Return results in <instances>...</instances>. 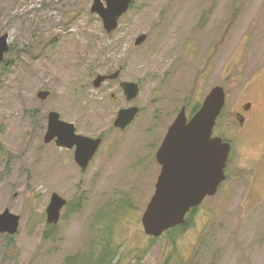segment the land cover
<instances>
[{"label":"rangeland","instance_id":"obj_1","mask_svg":"<svg viewBox=\"0 0 264 264\" xmlns=\"http://www.w3.org/2000/svg\"><path fill=\"white\" fill-rule=\"evenodd\" d=\"M92 1L0 0L12 48L0 66V213L20 217L15 235H0V264H69L93 225L109 228L119 264H264V153L236 162L240 143L264 146V0H134L110 34ZM116 70L118 80L93 88ZM121 81L139 86L131 103ZM216 86L226 95L220 126L245 105L252 120L237 140L224 135L231 153L216 195L185 227L151 238L141 217L160 173L155 154L181 108L190 118ZM130 107L138 115L114 133ZM52 111L78 134L102 136L85 171L71 151L44 144ZM53 193L67 202L55 227L45 222Z\"/></svg>","mask_w":264,"mask_h":264},{"label":"water","instance_id":"obj_2","mask_svg":"<svg viewBox=\"0 0 264 264\" xmlns=\"http://www.w3.org/2000/svg\"><path fill=\"white\" fill-rule=\"evenodd\" d=\"M133 0H93L90 13L102 22L107 34L118 27L119 19L128 12ZM9 36L0 35V64L9 52ZM147 39L145 34L134 40L140 46ZM120 71L109 75H97L92 86L98 89L104 82L119 78ZM120 89L127 102L137 98L139 86L134 82L121 81ZM50 93L40 91L36 97L45 100ZM225 105V92L216 86L210 90L199 109L188 119L182 108L167 129L156 154L155 160L160 167L154 193L141 217L145 235L159 238L167 231L185 222L191 209L199 207L205 198L213 197L226 179L225 167L230 153L228 143L219 138H211L215 120ZM137 107L121 109L113 120V127L124 130L138 115ZM56 140L59 148L73 149L74 162L85 171L98 150L101 139L89 138L75 133L72 123L64 122L57 112L47 115V128L44 143ZM67 202L56 193L50 197L45 210V222L55 227L60 220L62 209ZM20 217L4 210L0 213V235L13 236L17 233Z\"/></svg>","mask_w":264,"mask_h":264},{"label":"trees","instance_id":"obj_3","mask_svg":"<svg viewBox=\"0 0 264 264\" xmlns=\"http://www.w3.org/2000/svg\"><path fill=\"white\" fill-rule=\"evenodd\" d=\"M11 50L12 48H10L8 54L11 53ZM4 63L5 62L3 61L0 66L3 67ZM102 218L103 217L99 216L95 224L99 223ZM185 225L186 222L182 227H185ZM108 229L109 228L107 227V230L97 231L96 226L93 225L91 231L94 233V239L92 240L91 244L88 246L82 256L69 259V264H119L117 247L113 245L112 236L111 233H108ZM173 231L175 230H169L166 233L171 234ZM46 236H49V234ZM114 261H116V263Z\"/></svg>","mask_w":264,"mask_h":264},{"label":"flooded vegetation","instance_id":"obj_4","mask_svg":"<svg viewBox=\"0 0 264 264\" xmlns=\"http://www.w3.org/2000/svg\"><path fill=\"white\" fill-rule=\"evenodd\" d=\"M116 80H118V79H116ZM116 80H113V81H116ZM119 88H120V83H119ZM124 96V95H123ZM226 96V95H225ZM125 98V97H124ZM136 99V98H135ZM134 99V100H135ZM133 100V101H134ZM127 102V101H126ZM132 102V101H131ZM131 102H128V103H131ZM182 108H184L185 109V107H182ZM181 108V109H182ZM224 109V108H223ZM198 110V109H197ZM196 110V111H197ZM195 111V112H196ZM194 112V113H195ZM254 109H252V107L251 106H249V105H245V106H240V108H238V110L237 111H233V115H232V118L230 119V120H228V122H226V125L223 127V125L222 126H220L219 125V122H220V120L222 119V113H223V110L221 111V113L219 114V116L217 117V119L215 120V124H214V126H213V129H212V134H211V138L212 139H214V138H219V139H221V141H222V143H228V144H230V142L228 141V140H226V139H224V135H229L230 133L231 134H234V137H235V139L237 140L238 139V137H241L245 132H246V130H247V126L249 125V121L250 120H252V117H253V115H254ZM185 113H186V109H185ZM193 113V114H194ZM192 114V115H193ZM191 115V116H192ZM136 118V117H135ZM134 118V119H135ZM188 118V117H187ZM233 118H234V120L236 121V123H237V126H238V128L237 129H234V131L233 132H229V130L231 129L229 126L231 125V123H232V121H233ZM189 119V118H188ZM134 121V120H133ZM132 124V123H131ZM130 124V125H131ZM129 125V126H130ZM129 126H127L124 130H120V129H118V128H115V127H113L114 128V130H113V132L114 133H118L119 135L122 133V132H124ZM223 127V128H222ZM246 127V128H245ZM46 128H47V123H46ZM46 128H45V132H46ZM117 130L118 131H120V132H117ZM75 133L76 134H78L77 132H76V129H75ZM44 135H45V133H44ZM43 138H44V136H43ZM95 139L96 138H99V139H101V144L103 143V138H102V136L101 135H98V136H96V137H94ZM44 144H46V145H54L57 149H59V147L57 146V144H56V140H53V141H51L50 143H44ZM100 144V145H101ZM230 146V145H229ZM99 148H100V146H99ZM98 148V149H99ZM60 149H64V150H67V151H71L72 153H73V156H74V148L73 149H66V148H60ZM98 151V150H97ZM97 151H96V153H97ZM96 153H95V155H96ZM230 153H231V150H230ZM95 155H94V157H95ZM230 156V155H229ZM207 199V198H206ZM205 201V200H204ZM203 201V202H204ZM202 205V204H201ZM200 207V206H199ZM199 207H197V208H194V209H191L190 210V212L187 214V216L186 217H188V216H190L192 213H194ZM45 218H46V216H45ZM186 221V220H185ZM183 225H181V226H179V227H177V228H175V229H173V230H176V229H179V228H181Z\"/></svg>","mask_w":264,"mask_h":264},{"label":"clouds","instance_id":"obj_5","mask_svg":"<svg viewBox=\"0 0 264 264\" xmlns=\"http://www.w3.org/2000/svg\"><path fill=\"white\" fill-rule=\"evenodd\" d=\"M237 164L240 167H246L252 159H259L264 153V146L253 147L247 143H240L237 148Z\"/></svg>","mask_w":264,"mask_h":264}]
</instances>
